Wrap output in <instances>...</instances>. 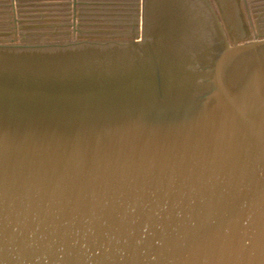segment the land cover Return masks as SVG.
Masks as SVG:
<instances>
[{
	"label": "water",
	"instance_id": "95a60500",
	"mask_svg": "<svg viewBox=\"0 0 264 264\" xmlns=\"http://www.w3.org/2000/svg\"><path fill=\"white\" fill-rule=\"evenodd\" d=\"M243 22L142 0L141 40L0 32V264H264V33Z\"/></svg>",
	"mask_w": 264,
	"mask_h": 264
},
{
	"label": "rangeland",
	"instance_id": "374dc122",
	"mask_svg": "<svg viewBox=\"0 0 264 264\" xmlns=\"http://www.w3.org/2000/svg\"><path fill=\"white\" fill-rule=\"evenodd\" d=\"M211 1L229 39L234 38V32L244 30L243 20L251 33H264V0H244L245 19L240 20L238 31L224 20ZM135 20L140 30L135 39L141 40L142 0H75L73 39V0H0V32L4 38L12 37L16 42H20L23 35L32 41L52 38L55 41H98L115 33L126 39Z\"/></svg>",
	"mask_w": 264,
	"mask_h": 264
},
{
	"label": "bare ground",
	"instance_id": "6f19581e",
	"mask_svg": "<svg viewBox=\"0 0 264 264\" xmlns=\"http://www.w3.org/2000/svg\"><path fill=\"white\" fill-rule=\"evenodd\" d=\"M214 3L224 20H226L228 24L232 25L234 17L237 18V12L235 10L236 6H234V3L231 4L230 1L224 2L223 0L214 1Z\"/></svg>",
	"mask_w": 264,
	"mask_h": 264
}]
</instances>
